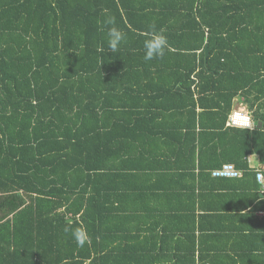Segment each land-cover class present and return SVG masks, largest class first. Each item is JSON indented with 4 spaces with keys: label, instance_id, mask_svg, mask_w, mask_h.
Masks as SVG:
<instances>
[{
    "label": "trees",
    "instance_id": "16d2710c",
    "mask_svg": "<svg viewBox=\"0 0 264 264\" xmlns=\"http://www.w3.org/2000/svg\"><path fill=\"white\" fill-rule=\"evenodd\" d=\"M153 24L170 47L145 61ZM238 96L260 128L226 126ZM258 172L264 0H0V264H210L246 254L228 235L264 260Z\"/></svg>",
    "mask_w": 264,
    "mask_h": 264
},
{
    "label": "crops",
    "instance_id": "0c3cea01",
    "mask_svg": "<svg viewBox=\"0 0 264 264\" xmlns=\"http://www.w3.org/2000/svg\"><path fill=\"white\" fill-rule=\"evenodd\" d=\"M235 111H244V112H247L250 114V116L252 117V119L254 118L253 115L251 114L250 111H248L246 105L244 104V100L238 96L235 98L234 100V106H233V110L231 113L235 112ZM230 116V115H229ZM229 118V117H228ZM228 121V120H227ZM253 122H254V128L253 129H248V128H238V127H230V126H227V127H230V128H235V129H246V130H254L257 127L260 128V126L262 125L261 122L256 124V122L254 121L253 119ZM261 124V125H260ZM248 162L250 164L251 167H254L256 168V171L258 170H261V164L259 162V158L257 155H250L248 157ZM258 181V180H257ZM226 184H221V188L222 189H229L231 190L232 188H235L236 191H232L234 195H239V192H241V194L244 193V189L242 187V190L241 189H237L239 186L232 183L231 181L230 182H225ZM242 186V184H241ZM224 194V193H227V192H224V191H219V194ZM258 193L260 194V196L263 198L264 197V194L262 193V190H258ZM212 197L215 195V193H212ZM234 205L238 204L239 203V199H237V197L235 198V200L233 201ZM239 214H236L235 217H238ZM259 216L263 217L264 216V212H259L258 213ZM229 238H226L225 240H222L220 242H216V244L218 246H212V247H224V248H231V249H234V250H239V249H242V248H246L245 251H246V254L244 253H241V252H237L240 254V256H237L238 254H236V252H232V251H225V252H217L215 250L213 251H208V244H204L202 246V249H204L205 251H197L196 252V255L197 254H202L203 256V259H205V261H207L208 263L210 264H219V263H223V264H234L235 262L233 261H247V262H253L256 263L259 259L261 261H264L262 260L261 258V251H260V248L263 247L261 246L260 243H254V242H249V244H247L246 242H244L243 239H241L242 241L241 242H234L232 239H230V235H228ZM251 244H254V245H251ZM199 245V243H197L196 247ZM201 247V246H199ZM250 249H253V253L249 254V251ZM256 250H259L257 252H255ZM246 257V258H244ZM233 258V259H232Z\"/></svg>",
    "mask_w": 264,
    "mask_h": 264
},
{
    "label": "clouds",
    "instance_id": "9594fccd",
    "mask_svg": "<svg viewBox=\"0 0 264 264\" xmlns=\"http://www.w3.org/2000/svg\"><path fill=\"white\" fill-rule=\"evenodd\" d=\"M106 24L113 25L115 23L114 18L108 17ZM126 34L117 27H110L107 31V45L108 51L115 52L118 50L122 42L125 40ZM168 38L163 31H158L156 26L150 25L149 29L143 35V50L145 61H151L158 58H163L166 55V51L169 49ZM99 51L103 52L101 48ZM234 126L238 128H251V118L244 112H236L233 114ZM66 231H72V235L78 246L83 247L88 242V236L84 229L76 228L74 230L65 229Z\"/></svg>",
    "mask_w": 264,
    "mask_h": 264
},
{
    "label": "built area",
    "instance_id": "2783aa9c",
    "mask_svg": "<svg viewBox=\"0 0 264 264\" xmlns=\"http://www.w3.org/2000/svg\"><path fill=\"white\" fill-rule=\"evenodd\" d=\"M236 112H244V111H235L233 113L230 114L228 121L226 123L227 126L230 127H235L234 126V119H233V114ZM245 114L249 115V113L244 112ZM251 118V128L248 129H253L254 128V122L252 117ZM212 176L216 177V178H228V179H232V178H239L241 176V171L238 170L234 164L231 163H226L224 164L222 167L215 169L212 171ZM258 180L264 184V176L261 172H258ZM262 193L264 194V188L262 189Z\"/></svg>",
    "mask_w": 264,
    "mask_h": 264
},
{
    "label": "water",
    "instance_id": "95a60500",
    "mask_svg": "<svg viewBox=\"0 0 264 264\" xmlns=\"http://www.w3.org/2000/svg\"><path fill=\"white\" fill-rule=\"evenodd\" d=\"M205 52H206V58L208 57L209 55V47L207 46L206 49H205ZM261 125V124H260ZM261 127V126H260Z\"/></svg>",
    "mask_w": 264,
    "mask_h": 264
}]
</instances>
